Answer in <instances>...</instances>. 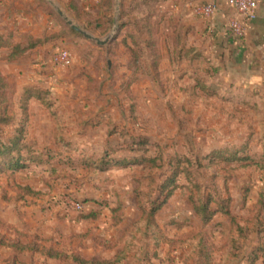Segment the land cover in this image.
Masks as SVG:
<instances>
[{"label":"rangeland","instance_id":"374dc122","mask_svg":"<svg viewBox=\"0 0 264 264\" xmlns=\"http://www.w3.org/2000/svg\"><path fill=\"white\" fill-rule=\"evenodd\" d=\"M187 2L200 19L206 0H32L53 20L48 31L57 39L7 61L15 91L6 114L14 119L10 134L23 130L26 144L53 154L19 179L44 183V209L81 214L73 204L91 201L109 212L119 242L149 264H247L264 246V88L244 91L239 73L228 78L209 53L205 24L199 32L181 25ZM58 9L84 33H71ZM84 34L112 39L99 45ZM62 50L71 65L56 62ZM30 86L48 92L43 101H21ZM106 154L147 159L107 171L91 164ZM6 177L2 195L15 187ZM172 180L177 189L155 231L146 215ZM206 203L228 207L235 220L219 212L204 224L194 205Z\"/></svg>","mask_w":264,"mask_h":264},{"label":"crops","instance_id":"0c3cea01","mask_svg":"<svg viewBox=\"0 0 264 264\" xmlns=\"http://www.w3.org/2000/svg\"><path fill=\"white\" fill-rule=\"evenodd\" d=\"M216 1L218 11L210 17L201 15L200 19L192 16L194 12L190 8L193 3H180L181 25L185 26L186 31L191 28L199 32L205 24L212 35V38L208 37L211 45L209 53L215 55L224 73L229 75L228 78L235 80L234 76L239 73L241 90L263 89L264 0H259L257 20L242 21L244 33L240 37L234 35L229 23L237 14L228 7L227 0ZM31 2L32 0H0V36L7 38L10 35L18 42L24 34L37 39L49 35L48 29L55 31L53 20L42 12H35ZM4 55H7V50L2 48L0 57ZM7 63L0 61V71L6 77L10 74ZM29 174L20 172L6 177L10 185L15 187L13 192L0 194V238L20 245L37 244L38 249L18 250L0 244V264H77L72 257L77 254L98 261L114 260L123 244L119 243L115 227L111 226L112 215L97 211L98 206L91 201L84 203L83 212L79 214L60 207L44 209L38 200L44 196L18 197V186L45 192L42 189L44 183L40 181L38 184L25 180L21 182L22 179L19 178H25ZM44 248L53 249L66 257L50 258L42 252ZM142 254L144 253L130 252L128 258L120 264H149L146 254L145 257Z\"/></svg>","mask_w":264,"mask_h":264},{"label":"trees","instance_id":"16d2710c","mask_svg":"<svg viewBox=\"0 0 264 264\" xmlns=\"http://www.w3.org/2000/svg\"><path fill=\"white\" fill-rule=\"evenodd\" d=\"M71 33L77 34L76 31L70 30ZM57 33L46 35L42 38L35 39L34 37L30 36L29 34H24L21 37L20 41H15L12 36L3 37L0 36V49L4 48L7 50V55L1 56L0 61H9L14 62L18 61L33 50L40 48L47 44L50 41L56 40ZM15 88L13 85H10L8 82V77L4 76L0 71V104H3L7 102L5 109H4V115L0 117V137L2 140H0V175H8L9 177L14 176L17 173L20 172H26L30 170V166L37 165H48L51 163V154H53L52 150L50 148L48 149H40L39 145L33 144V143H25V135H23V130H16L14 134L9 129L12 127V123H14L13 116L7 115L6 111L9 107L8 102L13 101L12 96L14 94ZM48 94L47 91L37 87V86H30L27 87L23 94L21 101H30V100H44V96ZM48 106V105H47ZM4 138L8 139L4 143ZM38 146V148H37ZM133 150V149H132ZM109 154H106L105 157L101 159L95 160L93 163H91L94 166H98V169L102 171H107L113 168H125L130 167L131 164L135 165H141L143 163L142 161H146L147 157L145 156L144 159H111L110 157H107ZM146 158V159H145ZM88 161H92L90 158L87 159ZM151 160V159H149ZM237 160L236 157L233 159H230L228 161H235ZM87 166H90L89 164H86ZM263 165V166H262ZM262 167L264 168V156L262 158ZM168 187H171L168 190V193L165 195V198L159 205H155L151 211L150 214L146 215L147 219L148 217L152 220L149 221L148 225H150V228H154L155 231H158L157 229H161L157 222L155 223V218L160 212L163 211L164 205L168 202V200L173 196L174 191L177 189V184L175 183V180L172 182H167L161 185V193L160 197L163 196V192ZM25 193V195H33V196H40L41 192L35 191L31 189L30 187H17V193L18 197L23 196L21 194L22 192ZM162 194V195H161ZM158 197V198H160ZM194 209L196 213L202 217V221L204 224H208L217 213H224L227 215L232 222L235 220L234 216L232 215V212H230V209L226 206L220 205L217 210H211L209 207V203H206L205 205H201L197 207L194 205ZM93 217H96V215H93ZM84 218H87V216H84ZM146 219V220H147ZM3 226H7L6 224H3ZM114 225H118V222H115ZM160 232V230H159ZM164 242H167L164 240ZM121 243V242H119ZM0 244L4 246H10L15 247L18 250H37V244L33 246L29 245H20L18 243H11L7 242L3 238H0ZM122 244V243H121ZM230 249V248H229ZM43 253H45L50 258H57L62 259L66 257V255L61 254L59 252L54 251L53 249H46L44 248L42 250ZM129 249L127 248L126 244L123 243L122 250L120 253L115 257L114 260L111 261H98L95 259H87L85 257H82L80 255H73V261L77 264H120L123 260H126L128 258ZM138 253V252H137ZM208 253V251H207ZM206 261V264H212V259H204ZM247 264H264V246L257 247L254 250V253L252 254V257L248 256L244 259ZM161 263H163V260L160 259ZM203 263V261H202Z\"/></svg>","mask_w":264,"mask_h":264},{"label":"built area","instance_id":"2783aa9c","mask_svg":"<svg viewBox=\"0 0 264 264\" xmlns=\"http://www.w3.org/2000/svg\"><path fill=\"white\" fill-rule=\"evenodd\" d=\"M227 5L232 9L237 17L230 19V28L234 35L240 37L244 33V26L242 21L253 22L258 18L259 10V0H227ZM218 11V4L216 0H209L205 6L200 9V14L205 17H210ZM56 62L63 66L71 65V56L65 51H59L55 58ZM74 208L76 210H82V205L80 203H74Z\"/></svg>","mask_w":264,"mask_h":264},{"label":"water","instance_id":"95a60500","mask_svg":"<svg viewBox=\"0 0 264 264\" xmlns=\"http://www.w3.org/2000/svg\"><path fill=\"white\" fill-rule=\"evenodd\" d=\"M58 13H59V15L61 16V17H63L64 18V20L71 26V28L73 29V30H75V31H77V32H79V33H84L83 31H82V29L79 27V26H77V25H75L68 17H66L65 15H64V13L61 11V10H59L58 9ZM85 35V37L87 38V39H89V40H92V41H97V43L99 44V45H106L108 42H110V40L112 39V38H108L107 40H105V41H100V40H98V39H96V38H94L92 35H89V34H84Z\"/></svg>","mask_w":264,"mask_h":264}]
</instances>
